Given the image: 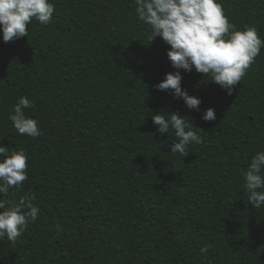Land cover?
Wrapping results in <instances>:
<instances>
[{
  "label": "trees",
  "instance_id": "obj_1",
  "mask_svg": "<svg viewBox=\"0 0 264 264\" xmlns=\"http://www.w3.org/2000/svg\"><path fill=\"white\" fill-rule=\"evenodd\" d=\"M49 2L53 22L33 20L28 38L5 44L0 26V146L29 162L23 188L0 199L34 193L40 209L15 244L0 239V264H264V206L250 205L244 179L264 152V49L231 96L181 70L202 101L190 110L157 90L177 70L135 0ZM217 2L236 30L264 39V0ZM24 96L38 138L9 119ZM161 110L188 117L203 143L173 154L174 129L152 120Z\"/></svg>",
  "mask_w": 264,
  "mask_h": 264
},
{
  "label": "clouds",
  "instance_id": "obj_2",
  "mask_svg": "<svg viewBox=\"0 0 264 264\" xmlns=\"http://www.w3.org/2000/svg\"><path fill=\"white\" fill-rule=\"evenodd\" d=\"M138 19L150 29L151 44L161 38L170 50L167 56L175 73L166 74L156 85L158 91L171 92L176 99H182L188 109L200 110L202 101L190 95L182 87L181 70L191 73L193 69L212 83L219 85L233 95L242 84L251 66L264 49V39L254 26H245L244 31L236 30L227 17L223 4L217 0H135ZM56 8L49 0H0V26L5 44L29 36V25L33 20L42 25L53 22ZM35 104L27 97L20 98L9 119L21 136L38 138L42 135L39 121L29 118L26 109ZM233 107V106H232ZM188 117L179 113L168 115L162 110L152 120L161 134L175 131L177 142L172 146L173 154L188 156V146L202 144L203 139ZM206 122H214L215 110L207 109L203 115ZM196 128V127H195ZM204 131L201 128H196ZM0 194L7 197L13 189L20 190L28 180V156L23 150L11 151L0 146ZM245 188L250 205L255 209L264 206V152H257L250 166L244 172ZM35 194L24 195L19 202L0 199V239L7 238L15 244L27 230L29 223H36L40 209L33 201ZM211 244L202 247L207 254Z\"/></svg>",
  "mask_w": 264,
  "mask_h": 264
}]
</instances>
